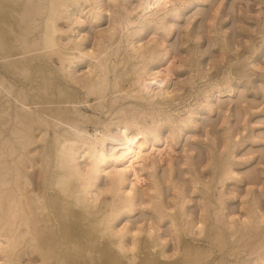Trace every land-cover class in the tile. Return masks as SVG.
<instances>
[{"label": "bare ground", "instance_id": "6f19581e", "mask_svg": "<svg viewBox=\"0 0 264 264\" xmlns=\"http://www.w3.org/2000/svg\"><path fill=\"white\" fill-rule=\"evenodd\" d=\"M198 1L163 0L148 14L145 3L156 0L133 9L120 0H0V264H205L213 242L218 252L264 247L263 202L253 198L241 216L226 210L225 188L261 179L254 168L235 172L242 141L226 134L209 149L207 180L191 156L186 181L199 194L197 215L171 155L157 149L214 110L212 92L232 87L210 85L176 116L153 105L168 95L150 72L167 51L153 36L141 39L149 26L167 37L163 24ZM106 15L108 27L88 45L80 30ZM123 40L134 58L127 68L118 58Z\"/></svg>", "mask_w": 264, "mask_h": 264}, {"label": "rangeland", "instance_id": "374dc122", "mask_svg": "<svg viewBox=\"0 0 264 264\" xmlns=\"http://www.w3.org/2000/svg\"><path fill=\"white\" fill-rule=\"evenodd\" d=\"M109 1L105 0L107 3ZM120 1L129 9L142 2ZM161 1L163 0H156L153 4L145 3L146 12L152 14L162 11L164 5L159 4ZM109 20L110 17L106 15L96 27L85 24V30L80 32L88 35V45L94 42L96 29L105 30ZM62 26L64 27V23ZM163 27L170 30L167 37L163 31H155L149 26L141 39L146 42L153 36L163 43L167 51L163 62L154 65L150 71L168 92L164 98L153 97L158 101V104H153L155 107L176 116L185 107L194 106L202 100L210 85L225 87L231 84L232 87L223 96L212 92L209 97L214 104V110L209 114L198 115L196 128L186 132L178 143L164 140L157 149L161 154L166 152L171 155L176 169V180L186 186V168L191 156L197 161L199 174L207 180L208 166L204 158L209 149L214 145L220 146L226 134L232 136L235 144L242 141L236 147L234 159L239 164L235 172L244 173L254 168L258 170L261 179L257 184H247V178H243L242 181L225 188L226 194L230 196H227L226 210L231 216H241L246 204L256 198L260 200L257 202H263L262 205L258 204L264 211V0H199L185 9L178 20L172 19L164 23ZM125 29L126 26L121 32ZM119 38L123 39L121 33ZM118 58L126 62L125 68L134 62L124 40L121 42ZM144 107L148 108L149 105L145 103ZM89 129L92 130L91 127ZM163 133L166 134L167 129L164 128ZM217 153L223 154L221 148ZM248 159L251 160L246 161ZM165 166L166 157H163L160 164H157L159 175L164 173ZM140 175V178L145 176L143 173ZM241 175L243 174H238ZM188 185L187 183L186 189L189 193ZM164 194L169 196L168 189L165 188ZM189 196L192 197L190 209L197 215L196 202L199 194L189 193ZM141 214L142 212L137 211L129 218L132 221ZM122 220L118 226L124 222ZM164 229L163 232L167 233ZM172 244L170 242L167 246L169 258L175 252ZM217 249L215 242L204 249L205 252H212L205 264H217L216 261H221L220 264H251L260 254L264 255V247L252 254H246L242 249L233 252L229 246L224 247L221 252Z\"/></svg>", "mask_w": 264, "mask_h": 264}]
</instances>
